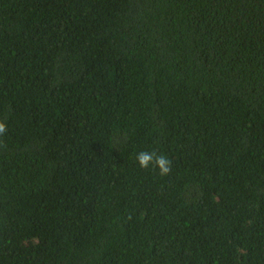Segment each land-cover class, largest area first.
<instances>
[{
	"label": "trees",
	"instance_id": "16d2710c",
	"mask_svg": "<svg viewBox=\"0 0 264 264\" xmlns=\"http://www.w3.org/2000/svg\"><path fill=\"white\" fill-rule=\"evenodd\" d=\"M0 121V264H264V0H0Z\"/></svg>",
	"mask_w": 264,
	"mask_h": 264
},
{
	"label": "clouds",
	"instance_id": "9594fccd",
	"mask_svg": "<svg viewBox=\"0 0 264 264\" xmlns=\"http://www.w3.org/2000/svg\"><path fill=\"white\" fill-rule=\"evenodd\" d=\"M7 132L6 124L0 121V136ZM136 162L142 169L148 170L150 166L155 167L159 171L160 176H167L171 172V160L165 155H158L155 151L138 152L136 154Z\"/></svg>",
	"mask_w": 264,
	"mask_h": 264
}]
</instances>
